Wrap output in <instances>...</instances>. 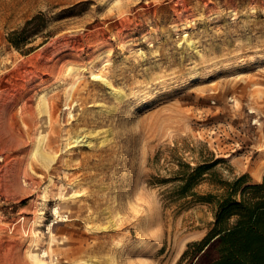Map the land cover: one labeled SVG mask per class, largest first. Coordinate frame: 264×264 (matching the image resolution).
Masks as SVG:
<instances>
[{
    "label": "rangeland",
    "instance_id": "rangeland-1",
    "mask_svg": "<svg viewBox=\"0 0 264 264\" xmlns=\"http://www.w3.org/2000/svg\"><path fill=\"white\" fill-rule=\"evenodd\" d=\"M262 146L264 0H0V264H190L212 209L167 202L176 159L254 182Z\"/></svg>",
    "mask_w": 264,
    "mask_h": 264
},
{
    "label": "trees",
    "instance_id": "trees-1",
    "mask_svg": "<svg viewBox=\"0 0 264 264\" xmlns=\"http://www.w3.org/2000/svg\"><path fill=\"white\" fill-rule=\"evenodd\" d=\"M45 20L43 12L34 14L8 33V42L20 48L41 32ZM217 161L208 157L192 165L177 158L171 171L179 182L164 190L167 202L181 207L190 197L212 209L213 219L204 235L187 243L183 253L189 255L190 264H264V175L254 182H246L244 175L223 179L214 169ZM205 179L215 191L196 190Z\"/></svg>",
    "mask_w": 264,
    "mask_h": 264
},
{
    "label": "bare ground",
    "instance_id": "bare-ground-1",
    "mask_svg": "<svg viewBox=\"0 0 264 264\" xmlns=\"http://www.w3.org/2000/svg\"><path fill=\"white\" fill-rule=\"evenodd\" d=\"M90 73L94 76V77H99L100 74L96 73L95 71L91 70ZM105 83L107 85H109V82L108 81H105ZM115 92V91H114ZM121 96V95H119ZM121 98V97H120ZM42 103V102H41ZM46 106V105H45ZM44 110L46 111V108H44ZM94 130V129H93ZM98 131V130H97ZM95 134V133H93ZM90 137V132H85V133H77V134H74L72 136H70L71 140L69 142H67L66 140V143L64 144V146H66L67 144H69L70 142H72L71 146L73 145H78V144H81V143H86L87 145L90 144V140L89 139ZM15 138V137H14ZM44 139V138H43ZM42 141H39V143H37L34 147V152H36L35 154H37L38 158L39 156L41 158H43L44 160H46L47 162L48 161H51L52 159V156L53 155H49L48 152H46L44 150V147L42 146ZM33 150V149H32ZM257 155L253 158V157H248L246 160L242 161L239 160V165L243 168H246L247 170H250L252 173H254L255 175L258 174V172L262 169H264V146H262L261 148H257ZM242 157V156H241ZM42 160V159H41ZM17 178V177H16ZM23 180V179H22ZM77 191V190H76ZM79 192V191H78ZM80 193V192H79ZM53 212L56 214L57 216V219H54L52 220V222H50L49 224V229H51V226L54 225L55 222H58L59 220L61 219H66L65 217H63L60 213H59V208L57 206H54L53 207ZM89 213V212H88ZM61 216V217H60ZM24 218V216H23ZM26 218V217H25ZM34 220V219H33ZM111 220V219H110ZM109 220V221H110ZM34 223V222H33ZM107 224V223H106ZM108 225V224H107ZM105 225L103 226L104 228H107L109 229V227L112 228V226L114 225L113 221H112V224L110 223L108 226ZM116 226V225H115ZM115 228V227H114ZM98 230V228H97ZM32 245V244H31ZM118 245V244H117ZM121 246V245H120ZM34 247V246H33ZM117 249V248H116ZM125 249V248H124ZM118 251V250H117ZM46 250H42V253L41 255H47L46 254ZM34 256V255H33ZM114 257V256H113ZM33 261H34V264H41L43 259L40 258H33ZM114 261V260H113ZM88 264H96L97 263V260H89L87 261ZM108 264V263H107Z\"/></svg>",
    "mask_w": 264,
    "mask_h": 264
}]
</instances>
